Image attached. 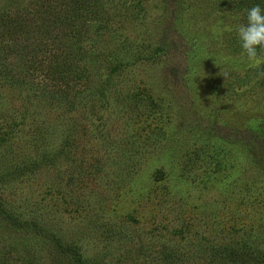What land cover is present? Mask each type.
I'll use <instances>...</instances> for the list:
<instances>
[{"label": "rangeland", "instance_id": "1", "mask_svg": "<svg viewBox=\"0 0 264 264\" xmlns=\"http://www.w3.org/2000/svg\"><path fill=\"white\" fill-rule=\"evenodd\" d=\"M100 1L108 19L80 38L73 61L92 55L64 99L39 96L41 74L24 77L32 94L0 74V200L72 241L82 264H165L167 250L208 264L201 248L228 240L264 251V65L248 66L235 31L264 0ZM42 30L1 38L0 68L20 78L27 44L47 56L70 42ZM50 250L0 217V264L77 263Z\"/></svg>", "mask_w": 264, "mask_h": 264}, {"label": "trees", "instance_id": "2", "mask_svg": "<svg viewBox=\"0 0 264 264\" xmlns=\"http://www.w3.org/2000/svg\"><path fill=\"white\" fill-rule=\"evenodd\" d=\"M36 1V2H35ZM30 6H27L24 11H20L17 6H14V0H0V44L1 38H8L12 44V40L21 37L24 41H29V37L40 38L43 34L42 28H48L56 35V31L63 30L70 36V42L64 44V49L57 47L49 50V55L45 56L42 51L31 49L30 43L28 56L22 58V62L18 66L20 68V78L12 74V69L7 66L0 68V74L11 80L12 85H31L29 88H35L31 82H26L24 78L27 75L29 80L36 74H41L44 78V84L39 86L38 94H44L54 100L64 99L67 95V90L70 80H79V76L83 73V64L87 62L92 54L85 55L81 66L76 65L73 61L75 58H82L84 52L81 51L80 38L85 34L89 35L91 32L97 34L99 29L108 19V12L102 7L100 0H34ZM32 6V7H31ZM36 11H41L44 14H36ZM33 20V21H32ZM39 23L35 25L33 33L34 21ZM32 21V22H31ZM31 22V23H30ZM91 28V31L90 29ZM51 31V34L52 33ZM55 41H57L55 39ZM39 49L38 44H36ZM0 48V58L3 60L5 55L10 51L6 48V44ZM5 46V47H4ZM16 46V43H15ZM3 49V50H2ZM20 57H22L20 55ZM3 61H0V64ZM15 73V71H14ZM35 90L31 89L29 94ZM28 95V94H27ZM42 160H52L51 154H44L39 152ZM35 157L29 158L25 163L17 165L19 172H24L26 169L35 166ZM29 219L22 218L17 212L8 209L0 200V217L9 225L14 231L32 233L44 237L51 242V250L48 258L55 260L56 258L63 259L65 257H74L77 260L76 264H82L83 258L77 251V246L70 240H66L65 236L59 232L46 228L41 222L36 219L33 213L29 215ZM69 238V237H68ZM65 239V241L63 240ZM200 256L208 264H264V251H256L255 248L248 244L236 241H225L217 245L207 248H201ZM185 257L184 252L174 253L169 250L162 253V260L165 264H173ZM57 260L52 262L57 264ZM27 264V262H26Z\"/></svg>", "mask_w": 264, "mask_h": 264}, {"label": "clouds", "instance_id": "3", "mask_svg": "<svg viewBox=\"0 0 264 264\" xmlns=\"http://www.w3.org/2000/svg\"><path fill=\"white\" fill-rule=\"evenodd\" d=\"M246 21L235 31L248 66L258 69L264 65V9L259 4L247 9Z\"/></svg>", "mask_w": 264, "mask_h": 264}]
</instances>
